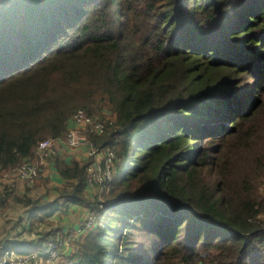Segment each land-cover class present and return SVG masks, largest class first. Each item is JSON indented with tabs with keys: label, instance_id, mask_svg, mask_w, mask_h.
I'll list each match as a JSON object with an SVG mask.
<instances>
[{
	"label": "trees",
	"instance_id": "1",
	"mask_svg": "<svg viewBox=\"0 0 264 264\" xmlns=\"http://www.w3.org/2000/svg\"><path fill=\"white\" fill-rule=\"evenodd\" d=\"M103 105L113 178L74 264H264V0H2L0 172ZM56 170L84 203V166Z\"/></svg>",
	"mask_w": 264,
	"mask_h": 264
},
{
	"label": "built area",
	"instance_id": "2",
	"mask_svg": "<svg viewBox=\"0 0 264 264\" xmlns=\"http://www.w3.org/2000/svg\"><path fill=\"white\" fill-rule=\"evenodd\" d=\"M112 123L114 122H105L91 118L84 111L79 110L70 117L67 124V131L63 137L41 141L36 148L35 158L33 160H24L19 166L12 169V171L5 170L0 172V174L2 173V178L14 176L26 184H31L40 177V168L45 166L49 158L56 156L60 146L69 149L84 148L85 162L83 166L85 171V191L88 195H99L109 188V184L112 181L115 153L109 147H97L91 139L82 136L80 131L82 130L89 134L99 136ZM93 211L86 207L87 213L85 214L84 220H80L72 229H69L67 233L71 237L68 239L75 241L80 236L86 237L89 233L93 232L96 228L97 210L95 211L96 214ZM34 235L32 234V237L38 242ZM65 242L66 240L64 242L54 240L47 247L43 246L42 250L30 254H22L12 248H7L4 244H0V264H41L44 259L47 264H54ZM75 261V258L71 257L66 264H74Z\"/></svg>",
	"mask_w": 264,
	"mask_h": 264
},
{
	"label": "rangeland",
	"instance_id": "3",
	"mask_svg": "<svg viewBox=\"0 0 264 264\" xmlns=\"http://www.w3.org/2000/svg\"><path fill=\"white\" fill-rule=\"evenodd\" d=\"M1 1L2 0H0V2ZM96 100L98 101L99 99L97 98ZM96 109H97L98 114L96 116L94 115V116H90V117L97 119V120H102L105 122H115L116 116L106 107V105H103V107H101L99 109L97 107ZM81 111H83V110H81ZM113 124L114 123H112L111 125H113ZM109 126H108V128H109ZM80 134L84 137H88V135H89L88 132H84L82 130L80 131ZM53 159L54 158H49L48 162L45 163V166L40 168L41 169L40 177L38 179L34 180L33 183H31V184H25V183L19 181V179H17L14 176H11L9 178H4V177L2 178V173L0 174V200L2 201V199L4 198V200L6 202H9L8 200H10L12 202L11 205H9V207H4V208L0 207V219H3V228H4L3 233L5 234L3 236H5V240H6V242H8V244H10V243L12 244L15 241H19L18 239H20V241H23V242H29L28 241L29 239L32 241H35L34 238L32 237V234H35L34 236H36L37 241H38L37 244H40V242H41L44 247H47V245L54 240L59 241V242H64L66 240L65 245L62 246V250L60 252V255L54 261V264H66V262H68V260L71 257L76 259L75 254L78 255V252H79L78 247L80 245V242H82L85 237L80 236L79 238L75 239V241H73V239H68L71 237V235H69V233H67V232L69 231V229H72L73 226L70 227L66 231V233L63 234L62 232H59V229H61L62 228L61 226L64 225V222H65L64 220L66 218L62 219L61 216H59L58 219L53 218V213L57 214L58 212H62V210H64L62 208L68 207V206L65 207L67 202H68L66 194L68 193V191H70V188H71V186L68 185V183L67 184L65 183V184L60 186V184L59 183L57 184L56 182L54 183L55 184L54 185L55 187H54L53 185H51L46 180L47 175L49 174L48 167L49 166L51 167V161H53ZM12 169H14V168H12ZM12 169H9V170L12 171ZM44 191H45V194L41 195V194H43ZM109 191H110V189L108 188L107 190H105L103 193H101L99 195H88L87 193H83V196L85 198V203H86L85 206L87 208L94 210L93 211L94 214H96L95 211L97 210V221L99 219L98 215L105 208V195ZM22 192H25V193H22ZM261 194H264V188L261 189ZM43 196H45V197H43ZM43 202H46V204H50L51 211L53 213L52 214L48 213L47 217L43 218V221L38 223L34 227L35 231L29 230V232H26V236L24 237L23 236V230H22L23 225L21 223L22 221L17 220V217L21 213V209H19V207H17V208L14 207V205L12 206V204L13 203H16V204L23 203V205H25V207H27V206L29 207V211H31V210L33 211L34 207H36V205H40ZM59 209H62V210L60 211ZM85 212H86V209H85L84 213ZM9 213H10V215H9ZM84 213L83 214H82V212H81V214L78 213L79 214L78 222L80 220L81 221L84 220V217H85ZM4 217L5 218L9 217V219L5 220ZM56 217H58V216H56ZM96 224H97V222H96ZM26 225L29 226V221H28V223H26ZM49 229H51V231H54L52 234H54L56 236L55 238L52 239L48 236L46 237L47 233H51V231H48ZM95 229L93 231H95ZM25 230L28 231V227ZM19 234L21 236H19ZM1 241H3V240H1ZM0 244L5 245L4 242H1ZM10 245H9V247H11ZM12 249L16 250L13 247H12ZM36 251H38V250H36ZM36 251H34V252H36ZM41 264H47L46 260L44 259Z\"/></svg>",
	"mask_w": 264,
	"mask_h": 264
},
{
	"label": "crops",
	"instance_id": "4",
	"mask_svg": "<svg viewBox=\"0 0 264 264\" xmlns=\"http://www.w3.org/2000/svg\"><path fill=\"white\" fill-rule=\"evenodd\" d=\"M57 160H60L61 162H63L65 165H67V166H71L72 164H78L79 166H83V164H84V162H85V149L84 148H82V149H69V148H67V147H64V146H60L59 148H58V150H57V154H56V156L54 157V159H53V161H51V167L49 166L48 167V171H49V174L47 175V178H46V180L51 184V185H55L54 183L56 182L57 184L59 183L60 184V186L61 185H63V184H67L68 183V185H70L71 186V188L77 183V181L76 180H72V181H66V180H64V179H62L60 176H59V174H58V172H57V170H56V163H57ZM46 174V173H45ZM19 181H21V180H19ZM21 182H23V181H21ZM23 183H25V182H23ZM26 184V183H25ZM55 187V186H54ZM57 187V186H56ZM71 188H70V190H71ZM22 193H25V192H22ZM21 193V194H22ZM83 193H86V191H85V189H84V191H83ZM45 194V191L43 192V194H41V195H44ZM43 197H45V196H43ZM2 199V198H1ZM68 200V199H67ZM9 202H6L5 200H4V198L2 199V201L0 200V207L2 208H4V207H9V205H11V201L10 200H8ZM10 203V204H9ZM85 202L84 203H80V204H75V203H71V202H69V200H68V202H67V204H66V206L65 207H67V208H62V209H64V210H62V209H59L60 211L62 210V212H56L57 214H54L52 211H51V206H50V204H46V202H43L42 204H40V205H36V207H34V210L32 211H29V207L27 206V207H25V205H23V203H21V204H16V203H13L12 204V206L14 205V207H19V209H21V213L19 214V216L17 217V220L18 221H22L21 223H22V225H23V228H22V230H23V236L25 237L26 236V232H29V231H26L25 229H27V227H28V230H29V226H27L26 225V223H28V221H29V218H30V215L37 209V208H39V207H48L49 209H48V211L45 213V214H52L53 213V218H59V216H61L62 217V219L63 218H66L64 221V225L63 226H61L62 228L61 229H59V232H62L63 234L64 233H66V231L70 228V227H72V226H74L77 222H78V219H79V214L78 213H80L81 214V212H82V214L84 213V211H85V209H86V206H85ZM16 205V206H15ZM85 208V209H84ZM78 214V215H77ZM84 214H86V212L84 213ZM9 215H10V213H9ZM58 216V217H56V216ZM78 217V218H77ZM4 219L5 220H8L9 219V217H4ZM3 219H0V241L1 240H3V241H1V242H4L5 243V246L8 248L9 247V245L11 244H8V242H6V240H5V236H3V235H5L4 233H3ZM25 230V231H24ZM20 231V230H19ZM32 231H35V229H33ZM48 231H51V229H49ZM21 232V231H20ZM54 231H51V233H47L46 234V237H47V235H48V237H50V238H55L56 236L54 235V234H52ZM19 236H21L20 234H19ZM18 239V238H17ZM23 239V238H22ZM29 239V238H28ZM19 241H13L14 243H12L10 246L11 247H9V248H14V247H18L19 245H21V244H23V243H25L26 245H25V247H39V248H41L40 250H42V248H43V245H42V243L41 244H37V242L36 241H32V240H28L29 242H23V241H20V239H18ZM0 242V243H1ZM32 264H34V263H32Z\"/></svg>",
	"mask_w": 264,
	"mask_h": 264
}]
</instances>
